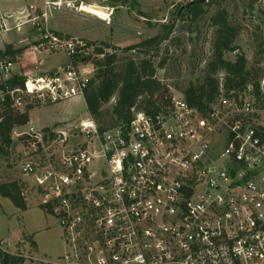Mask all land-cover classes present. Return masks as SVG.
<instances>
[{"label": "built area", "instance_id": "1", "mask_svg": "<svg viewBox=\"0 0 264 264\" xmlns=\"http://www.w3.org/2000/svg\"><path fill=\"white\" fill-rule=\"evenodd\" d=\"M86 7L43 0L38 14L0 16V32H36L30 52L67 59L56 70L22 73L17 60L0 59V120L7 105L24 112L82 98L94 63L111 50L56 34L46 21L61 11L111 26L115 8ZM225 78L217 75L204 109L164 94L155 113L113 127L87 115L66 130L14 128L8 147L22 197L59 223L64 246L34 263L264 264V69L230 87Z\"/></svg>", "mask_w": 264, "mask_h": 264}, {"label": "rangeland", "instance_id": "2", "mask_svg": "<svg viewBox=\"0 0 264 264\" xmlns=\"http://www.w3.org/2000/svg\"><path fill=\"white\" fill-rule=\"evenodd\" d=\"M75 1L95 8L99 11L98 14L106 8H115L111 26H105L91 16L61 13V11H51L50 20L58 23L73 36L110 40L114 44L119 43L116 47L121 49L161 35L164 32L163 27L172 26L169 38L160 45L158 54L152 59L156 66L155 77L163 85L165 94L182 95L190 83L197 84L201 81L206 66L212 59V42L216 28L211 23V17L219 10L227 13V22L238 30L232 47L239 49V53L245 57L246 67L251 72V76L258 75L259 70L264 69V55L259 54V50L264 49V0H205L202 4H198L204 7L205 13L196 20H191L184 9L193 0ZM28 11L39 13L37 7ZM12 25L10 20L9 27ZM28 27L25 25L18 32L15 30L0 32V49L4 47V41L8 39L13 38L16 42L18 35ZM112 42L107 43L113 45ZM28 43L31 44V36L28 42L16 45V49L25 48L17 62L22 60L30 62L29 58L32 56L27 55L24 59V53L30 46L27 45ZM130 57L138 61L144 57V54H130ZM223 58L227 61L236 59L231 51L224 52ZM63 59L64 55L57 54L53 56L50 64H60ZM162 59H165V64L159 67L158 64ZM21 72H23L22 69ZM114 103L113 98L103 107L104 115L101 122L104 124L114 123L109 115V110ZM87 115L81 98L45 106L33 114L48 126L56 124L55 128L58 130H66ZM9 180L19 182L22 180L18 158L16 159L14 150L10 153L9 147L0 146V183ZM27 204L28 211L24 214H12L6 207L0 208V240H7L11 244V247L7 248L1 241L0 249L7 253L22 255L25 259L24 264H35L32 260L34 257L46 259L62 255L63 244L59 223L52 216L42 212L38 201L35 203L29 201ZM3 212L6 213L3 214ZM20 231L33 234L37 244L35 256L30 249L26 248L27 245L12 246Z\"/></svg>", "mask_w": 264, "mask_h": 264}, {"label": "trees", "instance_id": "3", "mask_svg": "<svg viewBox=\"0 0 264 264\" xmlns=\"http://www.w3.org/2000/svg\"><path fill=\"white\" fill-rule=\"evenodd\" d=\"M111 2H124V0H109ZM185 14L191 20L200 18L204 13V7L188 4ZM211 23L216 28L215 37L212 42V59L208 62L201 81L197 84L190 83L182 92L185 101L192 107L198 109L206 108L207 103L217 91V75L224 73L226 86L235 85L247 81L251 72L247 70V61L243 55L236 57L234 61H227L223 58L224 52L234 50L232 43L238 33L237 28L227 22V13L223 10L217 11L211 17ZM161 35L140 41L137 44L125 48L113 46L107 42L84 41L85 43H99L111 54H105L103 58L94 63V73L83 93V102L88 115L102 129L113 127L119 123H128L136 113H155L158 108L159 99L165 94L164 87L155 77L156 66L152 59L158 54L160 45L169 38L172 26L163 27ZM261 46V44L259 45ZM25 48L15 49L11 45H5L0 51V59L16 61ZM144 54V57L135 61L130 54ZM127 56H123V55ZM264 55V49L259 50ZM122 55V56H120ZM165 59L158 64L163 67ZM12 85L20 84L16 80ZM115 103L109 110L112 124L101 122L103 107L111 99ZM28 108L24 112L11 109L8 105L2 112L0 120V146L8 147L11 144V131L17 127H23L29 122ZM0 196L7 198L19 211L26 210V202L22 197V185L18 181L9 180L0 183ZM43 211V207L40 208ZM44 212V211H43ZM28 243L30 249L35 248V243L30 236L22 235L21 242L16 247ZM22 255L11 254L0 249V264H24Z\"/></svg>", "mask_w": 264, "mask_h": 264}, {"label": "crops", "instance_id": "4", "mask_svg": "<svg viewBox=\"0 0 264 264\" xmlns=\"http://www.w3.org/2000/svg\"><path fill=\"white\" fill-rule=\"evenodd\" d=\"M42 1L43 0H21V1L20 0H0V14L3 15V14L8 13V14H12L13 17H20L21 15L27 14L29 12L28 9H31V8H34V7H37L38 9L41 8L42 7ZM61 13H63V12H61ZM48 16H49V18L47 17L46 27H47L48 30H50V31H52V32H54L56 34L63 35V36L68 37V38L85 40V41L109 42V43L112 42L110 40L108 41V40H102V39H89V38L73 36L66 29H63L62 26H60L58 23L52 22L50 20L51 15H48ZM16 32H18V31H16ZM29 36H31V43H33L35 38H36V36H37V34L34 33L33 30H31L28 27V29L24 30L22 33H20L18 35V40L16 42H15V39L12 38V39H8L7 41H4L3 45L4 46L5 45H11L13 48H15L17 44H21V43L23 44L25 41L28 42L29 41ZM112 44L114 46H119V43H117V44L115 43L114 44V42H112ZM27 45H30V43H28ZM3 48L0 49V51H2ZM27 55H29V57L32 56V58H29L30 62H28L26 60H22V61L17 62L16 72L22 73L21 69H22L23 72H25V70L26 71L47 72V71H52V70L59 69L61 67H64L67 64L66 57H64L63 62H61L60 64H57V65H53L52 64L51 65L50 61H52L53 56H56V55H49V56L48 55H38L36 53L30 52L29 50H27L24 53V59L27 57ZM43 56H46V57H43ZM81 99L83 101V98H81ZM39 108H42V107L33 108V109H31L28 112L29 122L23 127H27V126L32 125L35 128H37V129H50V128L56 129L55 128L56 124L48 126L47 124H45L44 122L39 121L38 118L33 116L34 112L39 110ZM20 177L22 179L21 175H20ZM29 201H34V203L37 202V201H35L33 199H31ZM29 201L26 202V210L23 211V212H19L7 198H3V197L0 196V208L2 209L3 207H6L8 209V211H9V213H12V214H16V213L24 214L25 212L28 211V204L27 203ZM4 213H6V212H3V214ZM22 235L30 236L32 241L35 243V248L32 249V250L30 249V246H29L28 243L23 244V247H25L27 245L26 248L30 249V251L35 256L36 255L35 253L37 252V244H36V242L33 239V234L31 235L30 232L26 233V232L20 231L18 233V235L16 236V239L13 242L12 246L15 247L18 242H21ZM1 241H3L2 244L4 246H6L7 248L11 247V244L7 240L1 239L0 242ZM63 252H64V246H63ZM34 258L38 259L39 257H34Z\"/></svg>", "mask_w": 264, "mask_h": 264}, {"label": "water", "instance_id": "5", "mask_svg": "<svg viewBox=\"0 0 264 264\" xmlns=\"http://www.w3.org/2000/svg\"><path fill=\"white\" fill-rule=\"evenodd\" d=\"M205 0H193L190 2V5L202 4Z\"/></svg>", "mask_w": 264, "mask_h": 264}, {"label": "bare ground", "instance_id": "6", "mask_svg": "<svg viewBox=\"0 0 264 264\" xmlns=\"http://www.w3.org/2000/svg\"><path fill=\"white\" fill-rule=\"evenodd\" d=\"M87 8H89V9H87ZM86 9L87 10H90V11H94L95 13H98L99 11L98 10H96L95 8H91V7H86ZM101 14V13H100Z\"/></svg>", "mask_w": 264, "mask_h": 264}]
</instances>
